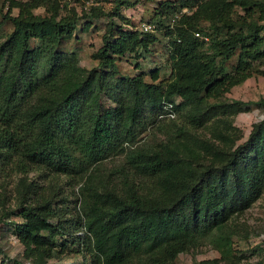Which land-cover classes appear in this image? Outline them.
I'll return each mask as SVG.
<instances>
[{
  "label": "trees",
  "instance_id": "obj_1",
  "mask_svg": "<svg viewBox=\"0 0 264 264\" xmlns=\"http://www.w3.org/2000/svg\"><path fill=\"white\" fill-rule=\"evenodd\" d=\"M196 1H171L173 5L167 1L161 11L162 18L173 15L175 21L172 28L162 24L174 72V81L165 90L139 84L135 77H117L119 56L159 40L156 33L139 34L117 23L119 7L129 0H115L112 13L93 10L95 18L105 15L111 20L96 55L97 70L78 67L74 55L63 63L61 56L54 55L44 61L42 77L35 72L41 51H27L30 40H63L75 29L77 15L61 20L55 15L42 18L31 11L37 2L19 4L23 8L19 19L4 14L13 20L14 29L0 40V162L13 164L22 176L15 186V208H7L0 224H5L7 214L22 218L20 223L8 222L24 246L23 259L30 264H47L69 243L83 246L91 264H175L180 254L204 245L218 251L221 261H233V236H239L233 219L264 193V120L253 125L247 141L229 151L221 164H206L199 170L193 165V153L191 158L178 157L180 145L175 138L189 131L176 123L182 114L191 126L205 124L212 108H204L196 92L208 85V97L221 95L232 81L231 73L217 80L224 74L223 63L240 46L260 44L264 24L251 23L248 32L232 33L204 50L202 45L207 42L196 33L210 36L196 25L200 16L212 10L227 17L235 3L250 1L208 0L194 10ZM185 8L192 12L184 13ZM203 8L209 9L204 12ZM85 24L88 29L91 23ZM103 94L114 102L113 108H102ZM179 95L182 99L176 102ZM233 104L264 107V101L234 99ZM168 105L174 118L147 121L145 110L149 117L157 110L167 114L171 113ZM149 124L156 131L164 130L169 142H148L154 135ZM121 156L123 160L117 158ZM30 167H45V174L64 176L81 185V206L74 222L63 219L53 197L29 200L27 192L36 186L27 182ZM58 237L66 239L57 244ZM11 262L26 264L18 259Z\"/></svg>",
  "mask_w": 264,
  "mask_h": 264
},
{
  "label": "rangeland",
  "instance_id": "obj_2",
  "mask_svg": "<svg viewBox=\"0 0 264 264\" xmlns=\"http://www.w3.org/2000/svg\"><path fill=\"white\" fill-rule=\"evenodd\" d=\"M167 1L179 3L180 0H129L130 5L123 3L119 7L120 15L115 16L117 23L122 22L124 28L136 30L139 34L145 32L142 31V25L149 24L152 27L149 33L153 32L159 35V40L149 43L146 48L140 47L137 52H129L124 56H119L116 59V67L119 71L117 77L120 75L135 77L140 79L139 84L151 85L153 88L159 86L162 90H165L174 81L172 78L174 73L172 70L173 62L170 55L172 53L167 52L168 39L162 24L166 23L170 26L175 21L173 15H169L167 18L161 17V11L166 7L164 3ZM205 1L208 0H197L193 9H198L197 6ZM241 1L245 2V0ZM249 1L250 3L245 2V5L235 3L234 9L227 17L220 16L217 12L208 10L209 8L202 9L204 12L208 11L200 16L199 23L196 25L208 32L210 36L208 37L210 41L202 45L204 50L212 48L214 41L229 37L232 33L248 32L251 23L264 24V0ZM35 2H37V6L31 11L36 16L44 18L55 15L56 20H61L73 18L76 14L78 18L75 29L69 35L61 37L63 40L60 39L57 43L51 41V38L39 39L35 37L30 40V47L27 51H34L35 49L41 51V57L36 59L38 63L35 65L37 67L35 72L40 74L37 73L38 77H42L45 73L46 63L44 61L51 59L54 55L61 56L62 63L74 55L77 58L78 67H84L85 70L93 68L97 70L99 60L96 55L102 46L107 23H110L111 20L105 15L95 18L93 10H97L96 13H99V10L112 13L116 5L115 0H1V41H4L6 35L14 29L13 20L5 18L4 14L10 13L12 18L19 19L20 13H23V8L19 4L30 5ZM253 2H257V5L251 4ZM171 5H173L172 2ZM187 9L185 8L183 12H192L191 9ZM86 22L91 23L88 29L85 27ZM260 40V44L250 42V44H255L253 47L243 48L240 46L223 63L224 74L218 76L217 80L221 81L224 76L231 73L230 79L232 81L226 83V89L223 88L221 95L216 96V93L208 97L207 93L210 88L208 85L202 91L196 92L195 95L201 100V105L204 108L209 106L212 108V112L208 114V119L203 126H191L182 114L179 116L176 124L185 125L189 132L180 139L175 138V143L180 145L178 157L180 159L191 158L190 155L193 153L195 157L193 165L198 170L206 164L212 167L221 164L229 151L247 141L253 125L264 120V107L253 104L247 106L231 105L234 99L248 103L264 101V55H262L264 53V32L260 33ZM218 48L220 47L218 46ZM212 52L209 51L210 54ZM250 53L253 57L250 56ZM109 69L111 70V68ZM105 97L104 94L101 97L102 108L105 110L110 107L113 108L114 102ZM179 99H182L181 95L177 96L175 101L179 102ZM228 103L231 107L226 106ZM167 107L169 108V105ZM156 113L149 117V112L145 110V117L151 124L158 119L161 121L162 117L165 116L161 110H157ZM166 118L168 117L166 116ZM151 124L147 126L152 128L153 125ZM153 132L154 135L147 139L148 142L161 144L169 142L168 135L164 130L161 132L154 129ZM148 133L149 130L143 136L148 135ZM252 152L249 151L250 154ZM117 158L123 160L122 156ZM112 161L115 162V160ZM12 165L11 163L5 165L0 162V218L7 208L14 209L17 201V195L14 191L22 175L17 172L16 167H11ZM112 165L109 164L108 166L111 167ZM46 171L45 167H30L26 172L28 175L27 182L36 185L27 192V197H30L29 200H33V202L35 199H52L53 197V203H57L59 209H62L63 219L68 220L69 223L74 222L81 206L82 196L81 193L80 195L78 193L81 185L64 176L56 177L45 174ZM150 183L152 182L149 181L147 185L150 186ZM16 211L18 212V209ZM235 218L233 222L239 231V236H233L231 246L234 262L225 263L221 261L223 257L218 251L212 249L210 245H204L194 251L180 254L175 264H200L205 260L219 261V264H235L236 262L238 264H262L264 261V193L248 210ZM3 219L5 224H0V264H14L11 262L14 259L30 264L29 261L23 259L24 246L14 234V228L10 223H20L22 218L18 215L7 214ZM64 239L66 237H58L57 244H62ZM79 249V246L69 243L64 252L59 255L56 254L47 264H91L90 254L83 249V246ZM242 256L243 258H241Z\"/></svg>",
  "mask_w": 264,
  "mask_h": 264
},
{
  "label": "built area",
  "instance_id": "obj_3",
  "mask_svg": "<svg viewBox=\"0 0 264 264\" xmlns=\"http://www.w3.org/2000/svg\"><path fill=\"white\" fill-rule=\"evenodd\" d=\"M151 28H152V27H151L149 24H143V25H142V31L147 32V31H150ZM197 34H198V37H201V38H203V39H205V40H207V41L209 40L208 37H203V35H200L199 33H197ZM168 109L171 110V111H170L171 113H169L168 116H169V117H175V115L172 113V107L169 106ZM262 264H264V261H263Z\"/></svg>",
  "mask_w": 264,
  "mask_h": 264
},
{
  "label": "clouds",
  "instance_id": "obj_4",
  "mask_svg": "<svg viewBox=\"0 0 264 264\" xmlns=\"http://www.w3.org/2000/svg\"><path fill=\"white\" fill-rule=\"evenodd\" d=\"M187 10H188V9H187ZM141 28H142V27H141ZM150 31H151V30H150ZM150 31H147V32H150ZM203 37H206V36H203ZM200 38H201V37H200ZM201 39H203V38H201ZM203 40H205V39H203ZM205 41H206V42H209V40H208V41H207V40H205ZM172 113L175 115V113H174V112H172ZM168 114H169V113L165 114V116L169 117V116H168ZM170 118H174V117H170Z\"/></svg>",
  "mask_w": 264,
  "mask_h": 264
}]
</instances>
